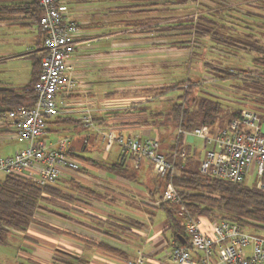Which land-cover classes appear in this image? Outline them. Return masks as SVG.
Here are the masks:
<instances>
[{"label": "crops", "instance_id": "1", "mask_svg": "<svg viewBox=\"0 0 264 264\" xmlns=\"http://www.w3.org/2000/svg\"><path fill=\"white\" fill-rule=\"evenodd\" d=\"M61 2L67 5L79 26L77 45L70 57L73 67L71 76L76 85L58 94L61 112L47 119L48 143L55 146L61 137L69 136L70 148L80 147L85 151L90 142V138H84L86 131H90L91 136H99L100 131L112 128L121 133L127 131L128 136L133 137L130 133L136 129L148 130L150 127L146 122L150 116H146V112L139 114L137 110L126 112L128 109H123L122 102L125 101L122 100L132 96L136 104L147 105V97L151 96L147 92H151V86L129 85L128 79L133 80V77L122 75L125 68H122L121 59L136 53L137 37L147 38L155 33L156 29L147 30L154 26L148 20L153 16L148 18L144 13V20H137L136 16L141 10L151 12L158 5H153L152 0ZM0 6L11 8L5 10L0 19V44L7 50L4 52L8 54L6 58L15 56L34 61V53L42 44V33L38 21L32 16L30 0H0ZM163 22L166 20H160L159 25L156 22L155 28L167 25ZM159 33L163 37V29ZM141 46L147 49L146 44ZM30 80L23 84L16 79H1L16 91H21ZM85 116L92 119V127L84 128ZM69 132L78 133V140L82 136L84 139L76 146L74 135ZM191 137L185 136L186 143L197 152L198 157L201 151L205 156L206 150L196 144L193 146ZM17 140L19 147L9 155L21 150L26 142L13 136L7 120L0 114V141L13 143ZM122 157L120 152L114 162ZM126 159L124 164L129 162ZM149 166L150 163H144L137 180L112 174L98 176L88 170L64 174L57 185L73 194L74 200L64 202V205L43 204L36 212L38 220L31 223L26 231H16L15 237L21 238L19 252L22 254V259L16 260V264H125L126 260L134 259L142 251L149 257L146 264H164L162 256L177 243L176 237L180 236L172 232L165 246L161 240L170 223L157 228L147 224V220L154 216L150 204L160 198L152 193L155 183L150 178ZM29 174V171L24 172L25 176ZM154 208L163 209L157 205ZM5 263L11 264L10 261Z\"/></svg>", "mask_w": 264, "mask_h": 264}, {"label": "built area", "instance_id": "2", "mask_svg": "<svg viewBox=\"0 0 264 264\" xmlns=\"http://www.w3.org/2000/svg\"><path fill=\"white\" fill-rule=\"evenodd\" d=\"M43 9L38 21L42 33L41 70L34 86L36 102L33 107H18L4 114L13 136L25 141V146L13 155L0 157V180L8 175L25 176L29 171L39 186L54 185L66 173L79 172L81 161L69 155L71 138L61 137L55 146L47 141V119L61 112L58 94L76 85L71 76L70 57L77 45V22L61 0H37ZM84 128L93 126L89 116L83 119ZM219 128V127H218ZM209 125L179 132L185 136L204 139L207 147L202 159V173L231 182H245L247 175L257 179L258 188L264 190V116L255 111H244L227 126L218 129L215 136ZM106 150L118 144L121 153L135 168L149 162L161 178L174 177L186 155V150L173 159L163 151L158 139L129 137L112 128L100 131ZM247 182V181H246ZM254 182V181H253ZM249 184V183H248ZM180 202V191L169 180L160 200ZM184 222L185 244H174L164 264H264V236L244 229L227 219L212 222L205 216H189ZM148 255L138 252L125 264H146Z\"/></svg>", "mask_w": 264, "mask_h": 264}, {"label": "rangeland", "instance_id": "3", "mask_svg": "<svg viewBox=\"0 0 264 264\" xmlns=\"http://www.w3.org/2000/svg\"><path fill=\"white\" fill-rule=\"evenodd\" d=\"M158 1L160 3L157 4L158 6H153L154 8H152L151 12H144L141 10L137 13L136 17L137 20H144L146 16L144 13H147L148 18L149 16H153L148 19L152 21L154 25L152 26L153 28L156 22H158L157 25H159L161 24L159 23L160 20L165 19L166 22L162 24L167 25H160V27H158L160 30L163 29V37L160 36L161 33H159L160 30L158 29H156V31L158 30L157 32L154 31L155 33H152L153 35L151 36L148 35L147 38L137 37L136 53H131L130 57L127 58L126 56L121 59L122 68H125L122 69V75L126 74L128 76L127 78L133 77V80L128 79V81H130V83H128L129 85L133 87L137 85L144 86V84H146V86H151V92H147L150 93L151 96L149 95L150 97L148 96L149 98L147 97V100H150V98L152 100L147 102V104L149 103L151 105L152 111L155 113L169 112L171 104L176 100V97L182 94V91L176 90L165 96L156 97V88L168 84L175 87L178 85L187 87V81H194L200 84V88L204 93L219 99L223 103L227 113L241 109V112L250 110L261 114L262 111H264V102L261 100L263 95L254 89L253 84H264V79L254 75H245L243 73L245 69L256 70V64L253 62L256 53L248 49L234 50L226 46L217 45L209 37L197 38L193 34L187 33L186 29H174L173 26L182 23L186 25L190 20L198 24L203 22L206 25H215L206 19L212 18V20L219 23L217 29L222 32L223 37L233 35L236 38L247 41L250 39L251 41L258 42L261 47H264V0H176V2H174L175 0H171L173 2H167V0H152V4ZM69 16L72 17L70 13ZM204 16H206V18ZM73 19L77 22L75 18ZM165 35H167V38ZM141 44H146L147 49H142ZM40 47L34 55H40L41 60L42 55L40 53ZM5 51L7 50L0 44V78L16 79L20 83H27L31 78L33 60L31 58H20L15 56L6 58L8 54H4ZM213 66L218 70L232 71L236 73L238 77L225 80L217 73L218 71L215 70ZM246 82L251 85H247ZM196 94L197 92L195 95ZM122 101H125V103L122 102L123 109H129L136 104L135 101L132 100V96ZM141 113L144 115V112H140L139 114ZM149 114H151V112H149L148 109L146 116ZM222 120H224L222 126L218 125L219 128H212L211 133L213 136H215V132H217L218 129L228 125V117H222ZM147 125L150 127L148 130L141 129L140 131L136 129L134 133L130 134H132L133 137H153L158 140L160 139L163 143L167 144V147L170 146L172 138L182 134L179 132L180 128H176L177 126L175 127V125L171 126L165 123L157 125L153 122H148ZM89 132L90 131H86V133H83L85 139L90 138L88 149L82 151L80 147H74L78 154H84L91 158L80 160L82 167L79 172L88 170L98 176L114 175L113 172L107 169V166L112 164L119 157L121 152L120 147L117 144L111 151L106 150L105 142L102 141L101 134L99 136H91ZM127 133V131L123 132L124 135L128 136ZM69 134L72 136L74 135L73 139L75 140L76 146L83 138L82 136L81 140H78V133L76 132L75 134L69 132ZM186 138L184 140L186 144L184 147L185 150L187 146H190L188 142L186 143ZM190 141L193 146L195 144L197 146L199 145L207 151L209 144L204 139L193 136L190 138ZM18 142V140L13 143H8L7 141L2 143L0 141V157L7 156L15 151L19 147L17 145ZM200 157L205 158L203 151L200 152ZM23 177L33 181L28 176ZM252 179V176L249 174L244 183H249L248 185L257 187L259 182L257 179ZM57 184H59V182L54 185L46 186L57 188L63 193L69 194L70 197H74V195L67 192V190H63L60 186L58 187ZM153 187H155V184H153ZM159 191L161 192V189H159ZM180 202H174V204ZM161 203H164V201ZM160 204H155V201H152L150 204L153 206L151 210L154 216L152 219L148 218V226L151 225L153 228H157L161 227V225H169V219L165 211L162 208H154V206H160ZM170 208H174V205H171ZM179 214L182 215L181 210ZM162 222H165V224H162ZM172 232L171 228L163 232L161 242L165 246L168 245L167 242L170 241ZM258 234L264 236V233ZM15 236L16 235L13 236L12 240L10 239L8 244H0V264H7L5 263L6 261H10L11 264H16V260L20 261L22 259V254L19 252L21 238ZM184 241L186 240L184 239Z\"/></svg>", "mask_w": 264, "mask_h": 264}, {"label": "trees", "instance_id": "4", "mask_svg": "<svg viewBox=\"0 0 264 264\" xmlns=\"http://www.w3.org/2000/svg\"><path fill=\"white\" fill-rule=\"evenodd\" d=\"M167 2H173L167 0ZM176 2V0L174 1ZM160 3H153L157 5ZM30 5L33 8L32 16L37 21L40 20L43 14V9L37 0H30ZM11 8L0 6V19L5 10ZM251 14V13H249ZM206 18V16H204ZM209 22L215 25H206L203 22L199 24L190 20L188 24H176L174 29H186L187 33L193 34L197 38L209 37L217 45L226 46L230 49L241 50L248 49L256 53L253 62L256 64V70L245 69V75H254L264 79V47H261L258 42L243 40L236 38L233 35L222 36V32L217 29L219 23L206 18ZM187 26V27H184ZM171 27V26H169ZM158 28H147V30ZM248 35V34H247ZM249 47V48H248ZM34 61L31 71L30 82L21 90L16 91L6 85L0 79V114L4 115L7 111L18 107H33L36 102L34 91L35 83L37 82L41 70L40 55H34ZM217 70L218 74L225 80L237 78L238 75L229 70ZM248 85L249 83L246 82ZM251 85V84H249ZM254 89L262 94L264 102V84L254 83ZM182 91L176 97V100L171 104V109L167 113L152 111L150 104H135L134 107L126 110H137L138 112H147L149 109L150 119H147V124L156 123L157 125L170 124L184 131H191L200 125H209L211 128L222 126V117H228L230 122L233 118L238 117L242 112L241 109L227 113L223 103L207 93H204L200 84L194 81H187V87L184 85L171 86L166 85L156 88V97L165 96L173 91ZM196 90V91H195ZM197 94L195 95V93ZM153 97V96H152ZM152 99L147 100L150 102ZM264 116V111L261 113ZM152 121V122H151ZM185 134H179L172 138L170 146L167 147L159 139L163 151L168 155L170 160L173 159L175 151L180 154L182 149H185ZM85 143V142H84ZM163 143V144H162ZM74 147L69 149V155L79 160L88 159L81 154L75 153ZM126 157L123 155L120 161L107 166L114 175L124 177L130 180H137L142 167L135 168L131 160L123 163ZM127 160V159H126ZM200 157L197 152L192 151L190 146H187L186 155L178 167V174L170 178H161L153 171L150 164L151 179L155 183L152 190L154 196L162 197L163 191L169 180H172L176 187L180 190L181 202L175 203L164 201L160 207L166 211L170 227L173 233H177L180 237H176V242L185 244L184 222L189 216L198 217L205 216L212 222L220 220H230L237 222L244 229L253 233H264V190L256 186L248 185L244 182H231L225 179L215 177L211 174L202 173ZM149 163V162H146ZM170 178V179H169ZM161 189V192L158 190ZM74 198L69 194L63 193L57 188L51 186H39L30 179L20 175H8L0 180V244L6 245L16 235V231L24 232L36 218V212L41 206L46 204H60L73 201ZM44 202V203H43ZM174 205V208H170ZM180 210L182 215H180Z\"/></svg>", "mask_w": 264, "mask_h": 264}, {"label": "water", "instance_id": "5", "mask_svg": "<svg viewBox=\"0 0 264 264\" xmlns=\"http://www.w3.org/2000/svg\"><path fill=\"white\" fill-rule=\"evenodd\" d=\"M184 240V239H183Z\"/></svg>", "mask_w": 264, "mask_h": 264}]
</instances>
